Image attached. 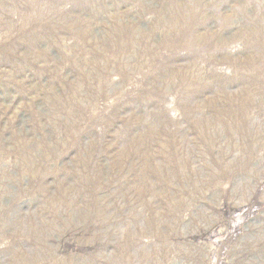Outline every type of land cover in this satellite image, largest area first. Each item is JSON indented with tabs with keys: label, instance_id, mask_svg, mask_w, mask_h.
<instances>
[{
	"label": "rangeland",
	"instance_id": "rangeland-1",
	"mask_svg": "<svg viewBox=\"0 0 264 264\" xmlns=\"http://www.w3.org/2000/svg\"><path fill=\"white\" fill-rule=\"evenodd\" d=\"M0 264H264V0H0Z\"/></svg>",
	"mask_w": 264,
	"mask_h": 264
}]
</instances>
